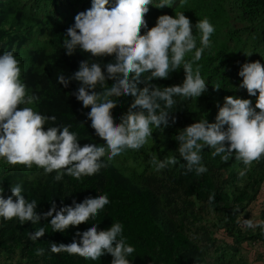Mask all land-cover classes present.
Segmentation results:
<instances>
[{"label": "trees", "instance_id": "16d2710c", "mask_svg": "<svg viewBox=\"0 0 264 264\" xmlns=\"http://www.w3.org/2000/svg\"><path fill=\"white\" fill-rule=\"evenodd\" d=\"M110 3L114 4V0ZM90 6L91 0H0V52L11 50L20 60L21 79L29 93L39 97L34 105L28 106L44 116L56 117L55 121H45L44 127L70 125L69 130L77 133L81 146L103 141L90 127L86 115L90 109L83 108L72 94L78 82L72 81L65 88L57 83L56 76L76 71L84 59L89 63L93 60L79 49L69 57L62 47L63 34L74 23V16ZM176 11L184 12L193 25L194 35H198L194 26L199 19L207 17L214 25L215 31L210 37L212 47L196 62L207 91L197 99L174 97L176 103L168 109L175 118L174 124L170 118L171 126L154 130L152 138L138 151L126 150L111 160L101 157V169L92 176H82L79 181L69 175L54 181L55 172L45 174L42 168L9 165L0 159V187L4 195H10L9 188L20 184L22 195L28 201L37 202L38 214L46 212L53 201L59 208L96 194H107L109 198V203L94 218L70 226L63 233L53 232L47 219L34 224H21L16 218L0 219V264H111L109 254L95 261L86 260L66 252L52 253L49 243L67 245L73 238L79 243V238L74 237L77 231L86 230L93 223L97 224L98 231L106 230L113 222L123 225L122 235L135 249L128 257L130 264H258L264 261V254L259 251L264 247V235L259 228L246 229L237 223L240 215L242 219H264L261 202L264 157L258 163L253 162L245 177L238 178V170L243 165L235 161L234 155L223 162L219 157H211V150L205 147L202 162L207 172L184 174L181 164L185 162L179 158L175 141L180 130L199 118L214 122L217 105L222 106L226 96L250 99L254 105L255 97H249L245 89L239 88L242 78L238 71L243 63L256 62L252 57L255 52L256 56L262 55L264 67V0H185L184 3L174 0L172 7L157 9L149 5L145 20L151 28L158 16L174 17ZM185 58L191 59V54ZM96 59L103 65L111 57ZM147 75L142 74L141 79ZM183 79V70L179 69L170 73L168 79L150 83L162 90L181 84ZM106 83L110 86L111 81ZM217 86L220 88L215 89ZM96 91H101L99 85ZM112 99L117 104L110 112L114 123H118L131 97L121 94ZM151 155L160 159L174 156L177 164L155 172L149 163ZM211 193H215V200L210 204ZM258 206L262 208L256 211ZM40 227L45 229V234L36 241L31 240L29 234ZM40 249L43 253L38 255Z\"/></svg>", "mask_w": 264, "mask_h": 264}, {"label": "clouds", "instance_id": "9594fccd", "mask_svg": "<svg viewBox=\"0 0 264 264\" xmlns=\"http://www.w3.org/2000/svg\"><path fill=\"white\" fill-rule=\"evenodd\" d=\"M173 3L174 0H155L154 6V0H114V4L110 0H91L90 8L77 13L74 23L63 34L62 47L66 55L71 57L79 49L93 60L91 63L87 59L80 61L78 69L67 76L58 74L57 83L67 88L72 81L78 82L72 94L83 108L90 109L87 119L102 144L81 146L77 133L69 130L70 125L44 127L45 121H55L56 117L44 116L28 106L34 105L39 97L30 94L21 79L20 60L11 50L0 52V159L29 169L36 166L45 174L55 172L54 181H61L64 175L79 181L82 176H92L101 169V157L111 160L126 150L138 151L152 138L154 130L171 126L170 118L174 124L175 118L168 111L176 103L174 97L197 99L207 91L196 62L211 49L210 37L215 28L205 17L195 24L198 35H194L193 25L180 11H176L174 17L158 16L154 26L149 28L145 20L149 5L160 9L172 7ZM189 54L191 59H186ZM104 57L111 59L101 65L96 58ZM179 69L184 73L179 85L161 90L150 83L168 79L170 73ZM145 73L148 75L142 80ZM238 76L242 78L239 88L245 89L249 97H255L254 105L250 99L226 96L223 105H217L214 122L199 118L180 130L175 141L179 158L185 162L181 164L184 174L207 172L202 162L205 147L211 150V157H219L223 162L234 155L235 161L243 165L238 170V178L245 177L253 162L258 163L264 157V67L260 62H245L240 65ZM107 81H111L110 86ZM140 84L144 87H138ZM121 94L131 97V102L127 111L118 117L119 122L114 123L110 110L117 101L112 97ZM18 105L22 107L18 109ZM149 163L153 171L160 172L176 165L177 158L160 159L151 155ZM9 191L11 194L5 196L0 187V219L16 218L21 224L47 219L52 231L60 233L70 226L86 223L109 203L107 194H96L59 208L53 201L46 212L38 214L37 202L28 201L22 195L20 184L10 187ZM214 200L215 193L209 194L208 202L211 204ZM237 223L246 229L259 228L264 235V219H242L240 215ZM122 231L123 225L119 222L99 231L93 223L74 234L79 243L76 238L67 245L49 243V250L92 261L109 254L111 264H130L128 257L135 249L126 242ZM44 234L45 229L40 227L30 233L29 238L36 241ZM42 253L43 249L37 252Z\"/></svg>", "mask_w": 264, "mask_h": 264}, {"label": "rangeland", "instance_id": "374dc122", "mask_svg": "<svg viewBox=\"0 0 264 264\" xmlns=\"http://www.w3.org/2000/svg\"><path fill=\"white\" fill-rule=\"evenodd\" d=\"M261 56H262V55H258V56H256V52L252 54V57L255 59V61H256V62H260V63H262V61H263V58H262ZM261 202L264 203V198H263V201H261ZM260 205H261V204H260ZM261 208H262L261 206H260V207L258 206V207L256 208V211H259ZM257 213H258V212H257ZM255 247H256L255 249L258 248L257 246H255ZM259 251L262 252V254H264V247H262L261 249H259ZM250 257H251V259H254V255H250ZM263 262H264V261H263ZM263 262L258 261V264H264Z\"/></svg>", "mask_w": 264, "mask_h": 264}, {"label": "built area", "instance_id": "2783aa9c", "mask_svg": "<svg viewBox=\"0 0 264 264\" xmlns=\"http://www.w3.org/2000/svg\"><path fill=\"white\" fill-rule=\"evenodd\" d=\"M263 192H264V187H263Z\"/></svg>", "mask_w": 264, "mask_h": 264}]
</instances>
